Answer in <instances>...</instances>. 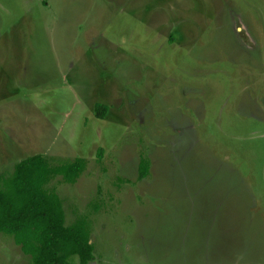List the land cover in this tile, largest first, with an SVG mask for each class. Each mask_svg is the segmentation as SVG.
Listing matches in <instances>:
<instances>
[{
    "label": "rangeland",
    "instance_id": "1",
    "mask_svg": "<svg viewBox=\"0 0 264 264\" xmlns=\"http://www.w3.org/2000/svg\"><path fill=\"white\" fill-rule=\"evenodd\" d=\"M35 152L85 264H264V0H0V183Z\"/></svg>",
    "mask_w": 264,
    "mask_h": 264
},
{
    "label": "trees",
    "instance_id": "2",
    "mask_svg": "<svg viewBox=\"0 0 264 264\" xmlns=\"http://www.w3.org/2000/svg\"><path fill=\"white\" fill-rule=\"evenodd\" d=\"M96 155H100V148ZM84 163L83 157L76 156L49 164L41 153L35 152L15 161L11 172L1 179L0 231L10 234L19 249L29 256L28 264H69L71 255L77 257L78 264L92 259L93 246L85 218L64 223L60 196L44 187L54 175L67 182L74 181ZM146 172L147 162L140 159L138 176Z\"/></svg>",
    "mask_w": 264,
    "mask_h": 264
}]
</instances>
